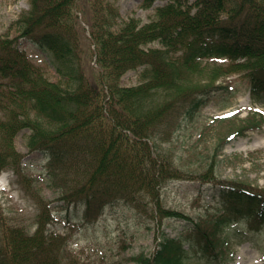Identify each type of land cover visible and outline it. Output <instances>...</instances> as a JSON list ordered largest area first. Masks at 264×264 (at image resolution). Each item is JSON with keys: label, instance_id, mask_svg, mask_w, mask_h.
Here are the masks:
<instances>
[{"label": "trees", "instance_id": "16d2710c", "mask_svg": "<svg viewBox=\"0 0 264 264\" xmlns=\"http://www.w3.org/2000/svg\"><path fill=\"white\" fill-rule=\"evenodd\" d=\"M155 1L140 5L149 8ZM29 4L21 35L48 58L60 80H50L17 38L0 37V173L13 169L38 205L45 201L44 180L57 200L81 213L82 224L117 203L140 216L169 214L161 186L182 176L176 136L195 128L207 104L229 106L236 93L213 82L218 68L208 71L204 60L264 58V0H166L143 24L136 17L122 19L110 0ZM131 69L138 70L139 82L122 84ZM250 87L255 100L264 95V66L251 70ZM23 129L29 151L42 154L39 176L27 172L16 149ZM215 169L209 164L205 175ZM228 191L222 211L188 229L200 238L197 245L162 233L150 256L132 259L197 264L206 255L224 257V248L243 240L237 230L223 233L231 222L264 223V195ZM2 215L0 205V264H78L65 254L62 234L43 227L30 234Z\"/></svg>", "mask_w": 264, "mask_h": 264}, {"label": "rangeland", "instance_id": "374dc122", "mask_svg": "<svg viewBox=\"0 0 264 264\" xmlns=\"http://www.w3.org/2000/svg\"><path fill=\"white\" fill-rule=\"evenodd\" d=\"M141 1L110 0L122 19L136 17L142 23L154 16L158 5L165 3L156 0L145 9ZM29 7L28 0H0V37H16L46 76L58 81L60 75L47 57L21 35L19 23ZM204 63L208 71L218 68L219 76L213 80L216 85H226L236 89V93L230 97L229 106L224 107L217 100L207 104L195 120V128L176 136V164L183 170L182 176L168 179L161 186L162 204L171 210L169 214L140 216L117 203L107 207L95 221L82 224L81 213L74 206L57 201V192L44 180L40 187L44 203L49 204L46 208L43 203L36 205L16 182L15 172L6 168L0 175V205L6 222L30 234L40 226L48 233L62 234L66 254L72 255L78 264H141L132 258L141 253L150 256L162 233L181 235L186 245H197L200 238L190 235L188 229L203 225L212 214L222 211L227 192L233 187L264 195V95L255 100L250 90V72L264 66V58H218ZM138 81L136 69L127 71L121 79L124 85ZM26 133V129L18 133L15 146L23 154L27 172L39 176L43 157L38 151H29ZM209 164L216 168L212 176L205 175ZM235 230L244 238L242 243L224 249V257L205 256L200 262L196 259L197 264H264V224L233 221L223 233Z\"/></svg>", "mask_w": 264, "mask_h": 264}]
</instances>
